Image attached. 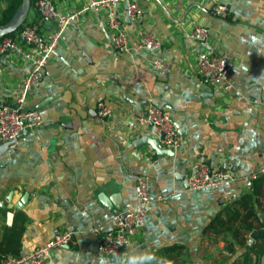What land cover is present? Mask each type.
Returning <instances> with one entry per match:
<instances>
[{
  "label": "crops",
  "instance_id": "obj_1",
  "mask_svg": "<svg viewBox=\"0 0 264 264\" xmlns=\"http://www.w3.org/2000/svg\"><path fill=\"white\" fill-rule=\"evenodd\" d=\"M54 1L71 11L88 0ZM140 2L145 12L137 21L128 22L125 5L119 8L130 51L114 48L104 11L90 12L65 32L31 92L27 107L38 108L43 124L0 158V264L61 232H71L73 242L45 264H244L247 256L249 264H264L256 256L264 240V183L256 204L241 209L243 217L249 210L256 216L244 222L252 233L240 228L244 244L232 245L221 227L211 228L264 177V0ZM216 4L227 7L226 18L211 15ZM37 11L28 24L40 23ZM41 25L49 31L57 24ZM198 26L209 32L205 42L192 37ZM144 33L160 43L157 50L137 47ZM200 52L232 62V91L199 75ZM157 59L169 65L167 74L153 68ZM8 62L0 65L1 102L15 97L29 69L12 56ZM99 102L112 117L99 115ZM150 105L178 125L179 149L164 147L152 126L140 124ZM198 163L231 178L191 190L188 177ZM140 178L149 182L152 204L130 244L109 258L99 251L100 235L113 229L116 210L139 204Z\"/></svg>",
  "mask_w": 264,
  "mask_h": 264
},
{
  "label": "built area",
  "instance_id": "obj_2",
  "mask_svg": "<svg viewBox=\"0 0 264 264\" xmlns=\"http://www.w3.org/2000/svg\"><path fill=\"white\" fill-rule=\"evenodd\" d=\"M125 5V17L130 21H137L145 12L140 0H88L86 5L76 10H61L54 0H40L36 4L41 14L39 24H27L16 37L0 38V60L8 55L29 66L18 93L9 101L18 104L19 108L0 104V146L15 141L10 148L18 147L31 130L42 126L43 119L37 110L25 111L31 92L42 78L46 65L56 53L62 43L64 34L71 29L75 22L90 12L104 11L107 25L111 33V40L117 52L123 54L131 49V40L125 28L124 16H120L119 8ZM0 2V12L2 11ZM212 16L226 18L228 9L223 4H216L210 11ZM41 22H55L57 25L49 31H44ZM192 37L198 42H205L209 37L207 28L196 27ZM139 49L157 50L160 43L149 33L142 34L137 40ZM8 57V58H9ZM11 64V63H10ZM13 65V64H12ZM158 72L167 74L169 65L159 59L152 62ZM199 75L209 84L230 92L233 84L229 76L232 62L222 54L200 52L196 58ZM99 115L110 118L112 110L105 102L98 103ZM141 125H150L158 133L160 143L164 147L177 150L181 147L182 136L173 118L155 105H150L147 113L140 118ZM25 136L19 138L21 135ZM264 176V167L261 169ZM231 178L228 170L212 171L205 163H198L188 177L191 190H202L218 186ZM258 176H253V179ZM139 204L124 214L113 218V229L102 233L99 238V251L109 258L119 257L124 248L130 244L132 237L143 226L152 204L151 191L147 178H140L136 185ZM73 242L71 232H61L46 244L26 255L8 256L2 264H45L54 251Z\"/></svg>",
  "mask_w": 264,
  "mask_h": 264
},
{
  "label": "trees",
  "instance_id": "obj_3",
  "mask_svg": "<svg viewBox=\"0 0 264 264\" xmlns=\"http://www.w3.org/2000/svg\"><path fill=\"white\" fill-rule=\"evenodd\" d=\"M39 1L40 0H32V8H35L36 4ZM0 2H3L5 4L4 9L0 12V27H3L11 23L13 19L16 17L17 13L19 12L22 6L23 0H0ZM28 23L29 22H27L16 33L10 35L9 37H13V38L16 37L19 33L23 31V29ZM262 183H264V177H260L257 180L253 181L252 187L254 190L252 194L244 196L239 202L235 203L231 212L227 213L226 220L218 218L212 224V227H211L212 230L214 226L217 225L222 228L221 233H223L226 236H230L226 238L227 239L226 241L230 242L232 245H233V240L234 242H238L240 244L245 243V237H244V234L241 232L240 228L245 229L246 231H248V233H252L250 231H252L253 227L252 226L246 227L244 225V222L247 221L248 219L256 217L254 215V211L249 210L248 215L246 217H243L241 214V209L248 210L250 204H252V206L256 204L255 199L256 197H259L261 195L259 188ZM236 205H238V207ZM235 222H239L240 227H236L232 225ZM214 231L218 232L216 228L214 229ZM227 250H229V253L230 252L233 253L234 251L233 249L231 251L230 246L227 247ZM12 252H13L12 256H19L17 255L16 251H12ZM256 256L262 257V258L264 257V240H263V245L258 247V250L256 251ZM251 261H252L251 257L247 256L244 264H247V263L249 264V262Z\"/></svg>",
  "mask_w": 264,
  "mask_h": 264
},
{
  "label": "water",
  "instance_id": "obj_4",
  "mask_svg": "<svg viewBox=\"0 0 264 264\" xmlns=\"http://www.w3.org/2000/svg\"><path fill=\"white\" fill-rule=\"evenodd\" d=\"M32 10V0H23L22 6L17 13L16 17L13 19L11 23H9L6 26L0 27V38L8 37L14 33H16L22 26H24L28 22L29 14ZM37 16L41 17V14L37 11ZM128 22H130L129 19H127ZM8 55H5L1 60H0V65H4L5 67H9L12 64L8 62ZM0 104L11 106L14 108H19L18 104H13L11 101L7 102H1ZM25 111H34L38 110V108H30V107H25ZM177 125V124H176ZM178 127V125H177ZM180 133V131H179ZM27 133L21 135L19 138L25 136ZM181 135V133H180ZM183 137V136H182ZM15 141L7 142L5 144H2L0 146V158L10 149V146L14 143ZM106 204L112 208V205L110 204L109 201L106 202ZM115 216L120 215L119 210H116L114 212ZM264 234V233H263ZM69 247V246H68Z\"/></svg>",
  "mask_w": 264,
  "mask_h": 264
},
{
  "label": "clouds",
  "instance_id": "obj_5",
  "mask_svg": "<svg viewBox=\"0 0 264 264\" xmlns=\"http://www.w3.org/2000/svg\"><path fill=\"white\" fill-rule=\"evenodd\" d=\"M254 39H255V38H254ZM150 258H151V259H154V257H152V256H151Z\"/></svg>",
  "mask_w": 264,
  "mask_h": 264
},
{
  "label": "rangeland",
  "instance_id": "obj_6",
  "mask_svg": "<svg viewBox=\"0 0 264 264\" xmlns=\"http://www.w3.org/2000/svg\"><path fill=\"white\" fill-rule=\"evenodd\" d=\"M55 5H57V3H55Z\"/></svg>",
  "mask_w": 264,
  "mask_h": 264
}]
</instances>
